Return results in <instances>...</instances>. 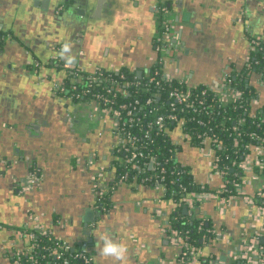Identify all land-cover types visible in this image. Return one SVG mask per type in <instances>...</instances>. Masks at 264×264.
<instances>
[{
    "label": "crops",
    "instance_id": "crops-1",
    "mask_svg": "<svg viewBox=\"0 0 264 264\" xmlns=\"http://www.w3.org/2000/svg\"><path fill=\"white\" fill-rule=\"evenodd\" d=\"M10 1L13 0H0V26L7 25L13 35L0 56V264H12L14 248L27 245L25 235L19 233L28 230L32 217H38L56 236L73 245L93 238L89 243L95 264H113L112 258L100 254L103 242L99 237L105 234L127 248L125 259L115 264H183L182 252L169 236L173 201L169 208L164 202L169 198L152 187L118 182V159L112 155L114 141L106 122L98 117L90 120L75 109L72 113L78 124L75 122L73 128L64 124L68 100L52 93L59 74L49 68L38 76L28 64L31 57L48 62L52 49L49 44L65 43L64 58L76 61L87 71L97 67L146 71L151 58L157 56L155 0H103L105 7L100 17L90 24L71 16L52 22L49 13L58 0H37L35 13L47 24L37 26L35 31L28 25H15L14 20L12 25L10 18L4 19V4ZM15 1H22L29 8L36 0ZM165 1L171 4L174 20L179 18L183 25L184 49L168 53L167 70L174 79L186 80L190 86L217 85L223 75L238 76L243 72L251 52V38L264 34V2ZM193 3L197 7H190ZM26 15L24 20L30 24ZM81 51L85 52L84 59ZM250 85L264 92L254 76ZM82 111L90 112V107H83ZM29 124H36L39 129L29 132ZM88 131L93 133L90 145L83 140ZM29 145L35 148L28 150ZM26 152L32 159L19 160ZM93 153L98 155L91 158ZM180 159L194 168L199 180H205V161L196 150L184 151ZM31 160L43 180L40 187L23 193L19 185L26 182ZM9 162H13L11 168ZM100 169L106 170L105 179L114 187L110 207L100 212L104 219L99 217L85 228L81 222L85 210L100 211L92 185V178ZM5 170L10 172L4 173ZM215 184L219 182L215 180ZM249 213L248 205L242 201L227 207L223 214L218 213L215 201L203 204L197 216H205L208 226L212 223L211 230H221L229 240L223 243L224 250L213 244L221 243L220 240H206L201 254L209 247V259L220 255L227 258L225 264H236V254L241 253L240 248L251 233ZM85 231L90 234L85 235Z\"/></svg>",
    "mask_w": 264,
    "mask_h": 264
},
{
    "label": "built area",
    "instance_id": "built-area-1",
    "mask_svg": "<svg viewBox=\"0 0 264 264\" xmlns=\"http://www.w3.org/2000/svg\"><path fill=\"white\" fill-rule=\"evenodd\" d=\"M180 45L179 29L172 16L165 14L162 29L154 40L157 56L151 58V65L146 71L136 72L125 67L75 70L73 76L83 82L84 87L75 84L66 87L60 83L53 86L52 91L56 94L68 91L69 120L76 109L91 119L98 117L106 122L114 141L113 157L119 161V155H123L126 169L118 173V182L132 180L152 187L166 198L169 190L167 181L174 184L181 181L182 176L190 175L193 189L188 190L180 184L181 199L179 202L173 201L174 211L186 208L190 215L208 201H215L219 214L235 203L245 202L252 221L251 233L235 260L237 264H264V243L261 242L264 238V92L255 89L250 98L254 112L249 113L250 107L243 104L244 91L232 87L236 76L226 74L219 84L203 86H190L186 80L174 79L167 70L168 53L177 50ZM2 50L3 37L0 36V54ZM256 52L264 55V34L251 38V52L243 70L250 78L256 77L264 87V73L257 72L259 61L253 60ZM29 64L40 67L34 60ZM64 69L70 71L74 67L64 64ZM86 99L89 102H85ZM217 103H232L235 108L245 111L243 117L233 119L231 128L222 129L230 144L239 148L235 150L234 157H226V162L218 155V151L228 145L219 138L216 123L219 112L213 111ZM83 107H90V112H83ZM161 135L169 139L173 146L169 150L172 157L164 160L155 151L156 139ZM187 150H196L204 159V181L198 179L194 168L181 159L177 160ZM229 171L234 172L232 177ZM105 173V169H100L92 178L98 208L103 204L104 211L108 209L102 198L114 190L105 179ZM42 180V173L38 169L30 171L26 187L21 192L35 190ZM215 180L219 184H215ZM201 217L200 229L207 223L205 216ZM169 229L171 242L182 252L180 261L183 264H203L201 248L191 247L179 231ZM19 234H27L29 244L24 248H14L12 264H95L89 242L73 247L41 224L38 217H32L28 230ZM40 236L47 237L51 244L41 245ZM210 239L226 243L229 236L221 230L210 229L202 240L206 242ZM217 256L209 259L207 264H225L221 256Z\"/></svg>",
    "mask_w": 264,
    "mask_h": 264
},
{
    "label": "trees",
    "instance_id": "trees-1",
    "mask_svg": "<svg viewBox=\"0 0 264 264\" xmlns=\"http://www.w3.org/2000/svg\"><path fill=\"white\" fill-rule=\"evenodd\" d=\"M0 36L2 37V33H0ZM253 56H254L253 60L259 61L258 66H256L257 72L264 73V55L261 54L260 52H256ZM73 84L79 87H84L83 82L81 81L79 82L78 79L73 75H68L64 80V86L71 87ZM232 87L244 91L243 104L246 105L247 107H250V110L248 111L249 113L254 112L251 109L250 98L252 97L253 92L256 90L253 86L250 85V77L248 76V73L246 71L234 77ZM85 102H89V99H86ZM213 111L219 112V116L216 119V123L218 124L219 138L220 140H222L223 143H226L228 145L227 148H225L224 150L218 151V155L221 156L223 162H226V157L228 155H232L234 157L235 150H238L239 148L237 147L234 148L230 144L231 141L228 139V136L223 134L224 131L222 129L231 128L234 122L233 119H237L238 117L239 118L243 117L245 111L243 109H239L238 107L235 108L234 104L232 103H228V104L217 103L214 106ZM170 148H173V146L171 143H169V139H167L166 137H163L161 135L156 139L155 151L159 153V156L162 160L172 157V154L169 152ZM119 156H120V160L117 161L118 163L117 169L119 170L117 171L118 173L119 172L123 173L126 170L124 165V160L122 159L123 155H119ZM233 173L234 172L229 171V175H231V177L233 176ZM191 180L192 179L190 175H184L182 176L181 181L179 182L176 181L174 184H171L167 181L168 183L167 186L169 190L167 192L166 198H170L171 196L172 198L170 199L172 201L179 202L181 199V194L179 193L180 191L179 185L183 184V186H186L188 190H192L193 188H192ZM235 192L236 191H234V193ZM172 193H174V195H171ZM102 202H104L106 206L109 207V204L111 202L110 195L107 194L104 198H102ZM202 219L203 218L201 216L198 217L196 214L190 215L188 212H184V209L180 208L171 214L169 226L170 228L179 231L182 234L185 242H187L191 247L201 248L202 247L201 240L204 238L205 235L208 234V230L212 228V223L208 228H207V223H205L203 227L200 229L199 226L202 222ZM39 241L41 245L51 244V241L47 237L40 236ZM79 246L80 244L73 245V247H79Z\"/></svg>",
    "mask_w": 264,
    "mask_h": 264
},
{
    "label": "flooded vegetation",
    "instance_id": "flooded-vegetation-1",
    "mask_svg": "<svg viewBox=\"0 0 264 264\" xmlns=\"http://www.w3.org/2000/svg\"><path fill=\"white\" fill-rule=\"evenodd\" d=\"M46 1L50 2V0H46ZM46 1H44V2L48 4L49 2H46ZM84 1L85 0H77L75 2L76 7H74V12H71V15H69V14L68 15L73 17V18H76V19H84L82 16H79L77 14V10H83L85 12V14H86L87 10H85L83 8V6H82L85 3ZM36 2H37V0L33 4H31L29 6V8H28V5L26 3H23L22 1H21L20 4L18 2H16L15 0L5 3L4 4V9H5L6 16H5L4 19L7 21L10 18L11 19V22H10L11 24H12V21L14 20V24L15 25H17L18 23H21V24H24V25H28V26H26L27 28L29 27V29L31 31H33V30L35 31L37 26L39 27L40 25L47 24L46 21L43 22V20L40 19L39 16L35 13L36 12L35 9L37 8L36 7L37 6ZM44 2H42V4H44ZM68 5L69 4L66 2V0H58L57 4L54 6L52 14L49 13L50 20L53 22V20H56V19H58L60 17H63L65 15V13L68 12V8H69ZM163 8L165 9L164 11H163ZM171 10H172V7H171V4L169 2H167L165 0H155V4L153 5V12H154V15H155V19H156V21L158 23L159 31H161V29H162V22H163V19L165 17V14H169V15L172 16L173 13H172ZM101 12H102V10H100L99 15H100ZM25 13H27L26 16L29 17V20L31 21L30 24L28 22H26V20H24ZM93 15H95V14H93ZM95 20H93V22H91V23H94ZM173 20H174V18H173ZM174 22L176 23V26L179 29V32H180V35H181V45L177 49L180 52V50H182V48L184 49V46H183L184 43H183V40H182L183 25H181L176 20H174ZM7 28H8V26L5 25L4 23L1 24V26H0V33H2V37H3V50H2V52L0 54V56L4 52L5 44H7V42L10 39L13 38V35H12L11 31L8 30ZM49 45L51 46L52 49H51V55H50V58H49L48 62L45 63V62H42V61L38 60L37 58L31 57V60H34V62H38L41 68L38 67V66L36 67L34 65H30L28 63L30 65L29 68L32 71H34L38 76H41V74H43L41 72H47L46 69L48 70L49 68H52L53 70L56 71L57 74H59L58 79L53 82V86H55V85L58 86V85H61L62 83H64V80H65V78L68 75H70V74L74 75L75 70H83V69L85 70V68L82 67L81 65H79L76 61L75 62H69L67 60V58H64V52H65V50L67 48V45L65 43L54 44L53 46H52V44H49ZM79 54H80L81 58H83V59L85 58V52L81 51V52H79ZM64 64H70L71 66L74 67V69L70 70V71L69 70H65L64 69ZM47 79H48V76H47ZM52 93H53V95H55V97H59V96L60 97H65L68 100V105L66 106V109H65V114H64V117H63L64 121L63 122H64V124H66V125L70 126L71 128H73L74 123L77 120H76V115L75 114H73V116H72L73 118L71 120H69L67 118V112H68V110L70 108V106H69V102L70 101H69V98H68L69 97L68 96V91H66L64 93L57 92V94H56L55 91H52ZM87 118H89V117H87ZM89 119L93 120L91 118H89ZM72 131H74L73 132V135H74L75 130L72 129ZM92 134L93 133L91 131H88L87 134H86L87 136L85 138H83V140L89 145H90V142H91V139H92ZM73 137L76 140V137L75 136H73ZM69 148H70V146H69ZM95 155L97 156L98 154H95ZM95 155L93 153L90 157L91 158L92 157L95 158ZM92 160H94V159H92ZM32 170H34V167L31 168L29 171H32Z\"/></svg>",
    "mask_w": 264,
    "mask_h": 264
},
{
    "label": "water",
    "instance_id": "water-1",
    "mask_svg": "<svg viewBox=\"0 0 264 264\" xmlns=\"http://www.w3.org/2000/svg\"><path fill=\"white\" fill-rule=\"evenodd\" d=\"M77 0H66V2L69 4L68 6H69V8H68V12L67 13H65V15L64 16H69V15H71V12H74V7H76V4H75V2H76ZM259 5H261L260 3H262V2H264V0H255ZM260 1V2H259ZM85 3L82 5L83 6V8L85 9V10H87V12H86V14H85V12L83 11V10H77V14L79 15V16H82L84 19H81V21H83V22H89L88 24H90L91 22H93V20H95V18H98V17H100V15H99V12H100V10L103 8V7H105V5H104V3H102L103 2V0H85L84 1ZM264 5V4H263ZM107 7V6H106ZM179 7V6H178ZM190 7H192V8H194V7H197V4L196 3H193ZM179 8H181V7H179ZM175 10H176V8H175ZM76 11V10H75ZM69 14V15H68ZM93 14H95V15H93ZM47 17V16H46ZM61 18V17H60ZM46 19H49V18H46ZM177 20V19H176ZM179 21V18H178V20H177V22ZM76 112H78V110H75ZM76 123L78 124V122L76 121ZM29 125H31L30 127H29ZM28 125V128H29V132H31V130H38L39 129V126H37L36 124H29ZM22 129L21 128H19V131H21ZM29 147H31V148H29ZM28 150H32V149H34L35 147H33V146H31V145H29L28 147ZM16 152L18 153L19 152V150H16ZM28 158V157H30L31 159H32V155H30V153H28V152H26L24 155H21L20 156V159L19 160H21V161H24V159L25 158ZM31 162L32 163H30V164H28L29 166H28V168H29V170L31 169V168H33L34 167V169H37L38 167H37V164L36 163H34L33 162V160H31ZM12 163L13 162H9V166H10V168L13 166L12 165ZM22 163V162H21ZM10 171L9 170H5V172L4 173H9ZM3 173V174H4ZM28 173H30V171L28 172ZM19 187L20 188H24V187H26V182L24 183H21L20 185H19ZM26 197H27V195H26ZM103 206V204L101 205V208H100V210H102V207ZM100 212L101 211H94L92 208H87L86 210H85V212H84V214H83V216L81 217V222H82V224H83V226L85 227V228H87L88 226H89V224H91V223H94V222H96L97 220H98V218L99 217H101V218H103L104 219V215H101L100 214ZM184 212H187V209L186 208H184ZM198 212H200V209L199 208H197L196 210H195V214L196 215H198ZM101 215V216H100ZM209 226L207 225V228H208ZM219 231V230H218ZM84 234L85 235H89L90 234V232L89 231H85L84 232ZM25 239H26V241H27V245L29 244V239H28V235L26 234L25 235ZM219 239V238H218ZM89 242L90 243H92L93 242V238H90L89 239ZM261 242L262 243H264V238H262L261 239ZM222 243V242H221ZM217 243L216 241H213V244L217 247V248H219V249H221V250H224L225 249V247H224V244L222 243ZM201 244H204V241L203 240H201ZM210 250H209V247L208 248H204V252H203V254H202V258H203V264H207L208 263V259H209V252ZM221 259L224 261V262H226L227 260V258L225 257V256H221ZM228 264H230V263H228Z\"/></svg>",
    "mask_w": 264,
    "mask_h": 264
},
{
    "label": "clouds",
    "instance_id": "clouds-1",
    "mask_svg": "<svg viewBox=\"0 0 264 264\" xmlns=\"http://www.w3.org/2000/svg\"><path fill=\"white\" fill-rule=\"evenodd\" d=\"M103 242V246L100 248V254L106 258H112L113 264L115 261H123L125 259L127 248L125 245L114 242L108 235H102L99 237Z\"/></svg>",
    "mask_w": 264,
    "mask_h": 264
},
{
    "label": "rangeland",
    "instance_id": "rangeland-1",
    "mask_svg": "<svg viewBox=\"0 0 264 264\" xmlns=\"http://www.w3.org/2000/svg\"><path fill=\"white\" fill-rule=\"evenodd\" d=\"M86 118H87V116H86ZM179 159H180V156L177 157V160H179ZM164 202H165V205L166 206H168L169 208H172V203H171L172 201H171V199H164Z\"/></svg>",
    "mask_w": 264,
    "mask_h": 264
}]
</instances>
